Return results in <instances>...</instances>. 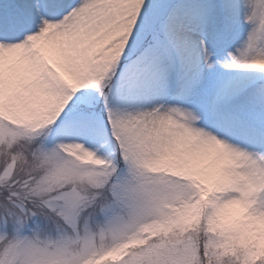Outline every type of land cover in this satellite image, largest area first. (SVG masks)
<instances>
[{
	"label": "snow or ice",
	"instance_id": "snow-or-ice-1",
	"mask_svg": "<svg viewBox=\"0 0 264 264\" xmlns=\"http://www.w3.org/2000/svg\"><path fill=\"white\" fill-rule=\"evenodd\" d=\"M0 264H264V0H0Z\"/></svg>",
	"mask_w": 264,
	"mask_h": 264
}]
</instances>
